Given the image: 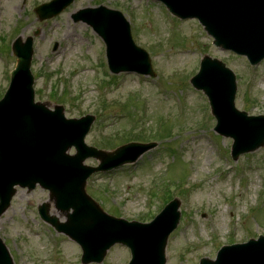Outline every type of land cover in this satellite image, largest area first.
Masks as SVG:
<instances>
[{"label": "rangeland", "instance_id": "374dc122", "mask_svg": "<svg viewBox=\"0 0 264 264\" xmlns=\"http://www.w3.org/2000/svg\"><path fill=\"white\" fill-rule=\"evenodd\" d=\"M49 1L0 0V59L6 65L0 60V98L17 64L13 41L39 30L32 61L36 101L50 108L62 105L68 118L95 116L86 143L107 154L132 140L157 142L137 165L89 178L87 193L105 212L146 223L164 208L165 196L178 198L181 220L168 241L167 264H199L201 258L214 259L221 245L264 236V147L233 161L232 140L211 130L213 117L204 122L207 98L191 87L197 55L204 52L236 74V107L264 114V61L251 68L246 59L216 48L198 23L178 21L152 1L75 0L57 17L40 22L32 7ZM100 5L134 16L135 42L152 56L159 77L120 74L112 80L101 58V40L88 25L72 20L78 11ZM18 9L24 12L19 20ZM15 25L13 37H5ZM159 80L162 89L157 90ZM171 94L183 98L182 113ZM44 203L52 216L67 220L40 188L18 189L0 218V238L14 264H82L80 247L41 221L37 209ZM129 258L125 247L115 246L102 264H126Z\"/></svg>", "mask_w": 264, "mask_h": 264}, {"label": "water", "instance_id": "95a60500", "mask_svg": "<svg viewBox=\"0 0 264 264\" xmlns=\"http://www.w3.org/2000/svg\"><path fill=\"white\" fill-rule=\"evenodd\" d=\"M183 3H188L186 7L189 9L194 8L193 4H190V0H183ZM235 3H240L245 11L247 10L251 19H255L260 15L256 9L254 0H227L224 2V8L229 9V6H234ZM258 4L261 7L264 17V0H258ZM226 15V14H225ZM242 15V14H241ZM200 18L208 25H216L218 22L216 18L210 17L209 21ZM244 25V21L241 20L238 24L239 27ZM214 34L218 33V30L213 31ZM125 43L133 46L129 27L126 28L124 33ZM31 40L25 46L18 45V52H20V64L19 69L15 73L14 84L11 93L7 96L4 102L0 104V109L9 102V99L17 94L22 96V85H25L27 94L30 99L33 97L31 90V81L25 78V71L28 70L29 59L31 57ZM223 45L225 43L223 42ZM212 66L218 67L222 72L224 66L210 60H206L204 72L208 69L212 75L208 74L209 82L202 81L201 77L206 74H201L195 78L194 84L198 88L206 89L209 94H219L218 97L214 96L216 102L218 100H224L228 105H233L234 100V78L230 77L229 82L222 83L218 76H222L221 73L214 71ZM200 79V82H199ZM229 87L230 90H229ZM216 113L221 119V124H224L225 116H228L225 120V133L232 135L236 139L235 155L242 152L255 150L259 146L264 144V121L250 122L246 119L245 114L240 116L234 113H229L220 109V107L214 102ZM17 108L23 113L24 119H29L28 112L26 111L25 102L21 101L17 104ZM60 110V109H59ZM54 117L61 120L60 111L54 114ZM238 118L240 125L236 127L232 126V129H227V121L234 122ZM92 119L89 118L84 128L87 131ZM74 123V122H73ZM44 132L51 135L54 140L55 146L50 149L52 153L50 162V170L48 178L45 180V184H49L51 188L55 189V194L58 200L64 205L68 203L73 205L75 211L74 215L69 218V222L60 229H63L69 233L72 237L82 241L84 248V263L100 262L103 260L107 249H109L116 242H123L133 247L134 261L131 264H165L164 249L166 246V240L171 231H173L179 221L178 203L173 202L170 204L159 218L148 226H142L140 224H129L125 221L114 220L109 218L97 208L95 203L88 198L84 193V183L86 178L95 170L86 169L83 173L81 162L89 156V152L92 149H87L83 145L79 144L78 138L71 136L69 129L65 127L60 131V126L56 124H49L44 122ZM75 124V123H74ZM77 124V123H76ZM9 124L7 119L2 118L0 120V165L4 167L13 162L22 161V155L19 151L12 147V139L14 141L15 135L10 134L7 131ZM68 135V137H67ZM70 139V140H69ZM42 144L43 141L38 139ZM245 142V145L243 144ZM75 144L79 150L78 156L75 158L67 157L64 152L71 145ZM17 149H20L18 145L13 142ZM241 146V147H240ZM152 146H144L139 152L141 154L145 150ZM53 166L54 168H51ZM46 167H39L38 171L41 174H45ZM6 179V175H1L0 181L2 184ZM17 182H10L3 190L4 204L0 205V214L8 206V202L12 194L14 193L13 186ZM67 198V202L63 203V200ZM62 210H69L71 208H60ZM47 208L43 209L44 215H46ZM54 225L59 228L57 223ZM0 264H12V260L8 256V253L1 245L0 242ZM202 264H264V239L259 242H250L242 247H232L231 249H225L219 256L217 263H212L206 260L202 261Z\"/></svg>", "mask_w": 264, "mask_h": 264}]
</instances>
